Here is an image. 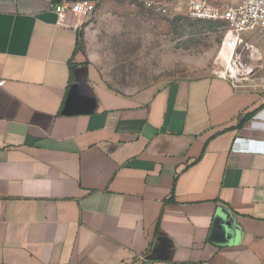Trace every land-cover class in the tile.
<instances>
[{"label": "crops", "instance_id": "obj_1", "mask_svg": "<svg viewBox=\"0 0 264 264\" xmlns=\"http://www.w3.org/2000/svg\"><path fill=\"white\" fill-rule=\"evenodd\" d=\"M60 1L0 0V264H264V92L115 89L117 0L58 22Z\"/></svg>", "mask_w": 264, "mask_h": 264}, {"label": "rangeland", "instance_id": "obj_2", "mask_svg": "<svg viewBox=\"0 0 264 264\" xmlns=\"http://www.w3.org/2000/svg\"><path fill=\"white\" fill-rule=\"evenodd\" d=\"M132 1L117 0L109 9L111 20L105 21L123 28L121 34H114L121 37L108 43L100 66V74L110 86L127 91L210 76L220 68L217 53L224 31L222 22L189 19L185 15L186 0H169L167 13L147 6L145 0ZM207 1L224 6L235 5L240 0ZM240 35L245 42L253 44L264 37L258 31ZM246 53L243 49L245 58Z\"/></svg>", "mask_w": 264, "mask_h": 264}, {"label": "built area", "instance_id": "obj_3", "mask_svg": "<svg viewBox=\"0 0 264 264\" xmlns=\"http://www.w3.org/2000/svg\"><path fill=\"white\" fill-rule=\"evenodd\" d=\"M145 3L161 13L169 11V0H145ZM95 7L94 0H61L51 5L58 22H62L69 12L81 19L92 13ZM185 15L192 20L224 24L217 53L220 68L214 72L216 77L227 80L233 86L249 85L264 92V77L255 80L254 76L257 54L240 35L242 32L264 30V0H240L235 5L224 6L207 0H186ZM243 49L247 51L246 58Z\"/></svg>", "mask_w": 264, "mask_h": 264}, {"label": "trees", "instance_id": "obj_4", "mask_svg": "<svg viewBox=\"0 0 264 264\" xmlns=\"http://www.w3.org/2000/svg\"><path fill=\"white\" fill-rule=\"evenodd\" d=\"M133 1L131 0V3ZM192 20V19H191ZM193 21H197V20H193ZM175 22H177V20H175ZM82 46V40L81 38L78 41L77 47H81ZM70 81L72 80V68L70 67V76H69ZM252 115V113H248L245 114L241 119H239L238 123H237V127H241L243 125V123ZM176 180V178L174 179ZM170 200H172V198H170Z\"/></svg>", "mask_w": 264, "mask_h": 264}]
</instances>
